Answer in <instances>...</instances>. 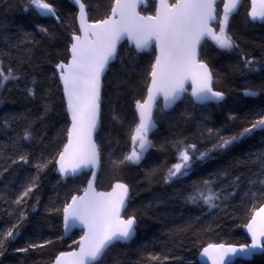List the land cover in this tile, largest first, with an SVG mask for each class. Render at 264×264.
<instances>
[{"label": "trees", "instance_id": "trees-1", "mask_svg": "<svg viewBox=\"0 0 264 264\" xmlns=\"http://www.w3.org/2000/svg\"><path fill=\"white\" fill-rule=\"evenodd\" d=\"M81 1L94 21L105 18L115 0ZM49 2L56 16L42 17L31 8L26 11L28 0H0V64L5 72L12 68L13 74L20 76L0 87V232L6 233L16 224L21 211L27 214L16 238L5 239L0 248V264H47L58 252L75 248L81 235L73 230L64 237L62 210L72 195L83 190L90 173L82 172L63 182L55 163L69 130L56 65L68 60L70 35L77 32V12L71 0ZM249 6V1L243 0L230 17L228 34L238 45L235 50H220L211 41L200 48V58L213 74L212 87L225 92L224 100L198 105L184 94L167 112L160 111L159 102L154 112L156 126L149 133L155 147L139 164L115 166L112 161L131 150L137 123L134 107L145 96L156 56L154 48L137 53L133 46L120 44L116 60L102 79L100 128L95 135L101 166L96 184L102 190L109 189L115 180L126 183L130 197L124 214L135 215L137 223L131 241L115 243L100 264H200L197 254L210 243L248 242L243 226L264 203V186L249 183L258 179L259 164L250 161L264 152V131L223 152H213L206 161H195L187 176L169 183L164 177L179 162L173 146L177 141L196 144L199 151H205L217 142L209 137V128L230 136L249 126L257 114L264 115V21H252ZM141 10L152 14L154 1L147 0ZM221 13L218 5V15ZM41 27L47 32L40 31ZM243 57L254 59L259 70L246 77L234 71L242 67ZM29 87L34 90L32 96L27 93ZM246 88L258 95L244 96ZM25 127L32 133L31 140L21 138ZM20 154H28L30 162L12 164ZM41 157L52 163L39 173L37 187L26 202L16 205L13 201L37 175L34 165ZM236 177L240 179L233 186ZM208 178L222 196L217 201L219 207L188 203L193 185ZM49 240L52 243L44 247L17 251ZM231 264H264V253Z\"/></svg>", "mask_w": 264, "mask_h": 264}, {"label": "snow or ice", "instance_id": "snow-or-ice-1", "mask_svg": "<svg viewBox=\"0 0 264 264\" xmlns=\"http://www.w3.org/2000/svg\"><path fill=\"white\" fill-rule=\"evenodd\" d=\"M73 2L79 5L81 19H83L85 5L81 0H73ZM218 3H223V15L219 18L216 12ZM241 3L242 0H178L170 8L167 4H163L162 10L158 11L155 17H142L135 13V3L129 0H123V2L116 0L112 14L113 17L118 15L119 19H105L89 25L92 31L90 34L85 32L83 40L80 36L73 34V43L70 48L71 61L68 64L61 62L56 65L72 116V127L68 131L69 141L64 146V151L59 154L57 161L60 175L62 177L76 175L82 169H88L92 171L93 177L96 176L95 169L99 165L100 152L97 144L92 140V133L97 128L100 113L101 76L107 70L109 63L117 58V45L122 38L127 37L129 41H134L137 53L150 50L154 42L160 54L151 65V85L148 88L147 98L143 102L136 101L139 123L131 135L133 147L122 159L112 161L113 165L139 164L148 150L155 147L149 138V133L156 126L153 108L161 96L163 97L161 112L175 105L186 91L184 81L189 77L192 82L191 96L194 103L206 105L208 102L219 104L223 101L225 93L213 90V74L208 65L196 59L197 47L202 40L210 38L220 50H235L238 45L228 34V25L230 17L238 11ZM251 5L248 17L252 21H264V0H259V11H257V0H251ZM29 8L36 10L42 17L56 16V10L49 0H28V7L25 10ZM211 21L218 23V32H213L209 27ZM40 31L47 32V29L41 27ZM255 64L254 59L243 57L242 67H237L234 71L246 77V74L259 70L254 66ZM19 79L20 76L14 75L12 68L5 72L0 64V87H4L6 81ZM27 93L30 96L34 95L33 88H27ZM243 95L256 97L258 92L246 88ZM257 117L250 121L249 126L230 136H223L219 130L214 132L209 128V137L216 138L217 142L205 151H199L196 144L177 141L173 146L177 150L179 162L168 169L164 177L165 183L187 176L195 161H206L213 152H223L258 131H264V115L257 114ZM229 119L234 117L229 116ZM21 138L25 141L32 139V133L28 127L24 128ZM197 152L199 155H196ZM255 156V160L250 162L259 164V171L255 174L258 179L249 183L264 186V152L257 153ZM66 160H71L72 163L66 164ZM11 162L12 164H28L30 161L28 154H20ZM50 163L52 161H44L42 157L37 160L34 165L37 175L23 187L13 203L22 205L26 202V198L37 187L39 173ZM239 179L240 177L234 179L233 186L239 182ZM92 185L93 181L89 180L85 195L79 197L73 195L71 202L63 207L65 233H69L71 229L78 226H82L86 231L79 241V253H60L56 264H63L62 258L65 256L75 257L74 264H100L115 243L128 241L135 235L136 216H129L127 219L121 216V210L126 206L129 187L118 183L114 186L113 193L105 194L94 193ZM117 190L119 195L113 198ZM255 195L253 193V196ZM221 199V194L214 189V181L208 178L193 185L187 202L203 203L209 209H213L219 207L217 201ZM55 211L59 213L61 209L57 208ZM259 213H264V207L259 209L257 215ZM26 217L27 214L21 211L17 223L13 224L6 233L0 232V248L3 247L5 239L16 238L19 227L26 221ZM254 224L255 216L252 223L247 226L248 232L251 233V244H244L239 248L209 244L200 255L212 259L213 264H216V259L212 256L214 252L219 254L222 262L225 256L230 254L250 259L256 252L264 253V226L256 228ZM50 243L52 241L49 240L42 244H29L28 248H20L17 251L26 252L30 248L44 247ZM151 259L158 258L151 257ZM192 264H195V261Z\"/></svg>", "mask_w": 264, "mask_h": 264}, {"label": "water", "instance_id": "water-1", "mask_svg": "<svg viewBox=\"0 0 264 264\" xmlns=\"http://www.w3.org/2000/svg\"><path fill=\"white\" fill-rule=\"evenodd\" d=\"M72 1V3H73V5L75 6V9H76V12H77V14H76V24H77V32H74V33H72L70 36H71V43H70V45H69V47L71 48V44L73 43V40H72V36H73V34H75V35H78V36H80L81 37V39L83 40L84 39V37H85V32H87V33H91V31H92V29L91 28H89L88 26L89 25H93V24H96L98 21H102V20H105V19H111V18H116V19H119V16L117 15L116 17H113V14H112V8L113 7H115L116 6V0L114 1V3H113V5H112V7H111V9H110V13L105 17V18H103V19H97V20H94V21H92V20H90L89 19V15H88V12H87V8H86V5H85V3L83 2V1H81L84 5H85V12H84V17H83V19H81V14H80V8H79V5H77V4H75L74 2H73V0H71ZM154 1V12L152 13V14H150V13H143L142 12V10H141V8H144V7H146L147 6V0H129V2H132V3H135L136 4V8L134 9V11H135V13H137L139 16H142V17H148V16H152V17H155L156 16V14H157V12L158 11H160V10H162V5L163 4H167L168 6H169V8L172 6V5H174V4H176L177 2H178V0H175L173 3H171L169 0H153ZM243 1V0H242ZM249 1V9H248V12L251 10V8H252V5H251V0H248ZM122 2H123V0H122ZM218 5L220 6V10L223 12V3H218L217 4V6H216V12H217V15H218ZM241 6V5H240ZM240 6H239V8H240ZM260 10V6H259V0H257V11H259ZM257 22H263L262 20H256ZM216 25H217V22L216 21H211L210 23H209V27L213 30V32H218V29H216ZM89 38H91L90 37V35H89ZM205 41H211V42H213L210 38H205L204 40H202L201 41V44L197 47V57H196V59H197V61H199V62H203V63H205V61L204 60H202L201 58H200V48H201V46H202V44L205 42ZM122 43H127V45H131V46H133V48L135 49V43H134V41H129L128 39H127V37H125V38H122L119 42H118V45H117V52H118V50H119V47H120V44H122ZM214 43V42H213ZM70 48H69V55H68V60L67 61H62L63 63H65V64H68L70 61H71V58H72V56H71V51H70ZM152 48H154V51H155V55L157 56V55H159L160 53H159V50L156 48V46H155V43L153 42V44H152V46H151V48H150V50L152 49ZM136 50V49H135ZM149 51V50H148ZM156 56H155V58H156ZM116 59H114V60H112L110 63H109V65L111 64V63H113L114 61H115ZM154 63H155V59H154ZM108 65V66H109ZM208 65V64H207ZM108 66H107V70H108ZM208 67H209V65H208ZM57 70V69H56ZM107 70L104 72V74L101 76V90H102V86H103V77H104V75H105V73L107 72ZM209 70H210V68H209ZM58 71V70H57ZM194 71V70H193ZM58 73H59V71H58ZM149 78H150V81H149V83H148V85H147V88H146V93H145V96H144V98L142 99V100H140L141 102H143L146 98H147V96H148V88H149V86L151 85V76L149 75ZM58 79H59V82H60V84H61V87H62V94L64 95V103H65V105H66V113H67V116L69 117V129L72 127V116H71V112H70V110L68 109V102H67V97H66V95H65V92H64V85H63V82L61 81V79H60V74H58ZM213 81V80H212ZM184 87H185V89H186V91L183 93V95L184 94H188V96L191 98V100H193L192 99V96H191V91H192V82H191V78L189 77V79H187V80H185L184 81ZM213 90L214 91H217V90H215L214 89V87H213ZM183 95H182V97H183ZM101 96H102V92H101ZM180 101V99L175 103V105L176 104H178V102ZM160 102V104H161V107H162V105H163V97L161 96V97H159L158 98V102L156 103V106H157V104ZM213 103V102H212ZM175 105H173L171 108H173ZM198 105H201V104H198ZM156 106L153 108V119H154V112H155V109H156ZM171 108H169V109H166L165 110V112H167L168 110H170ZM134 109H135V113H136V115H137V123H136V125L139 123V113H138V111H137V107H136V104H135V107H134ZM100 111H101V103H100ZM100 117H101V115H100V113H99V118H98V124H97V128H96V130L95 131H93V133H92V140L96 143V138H95V135L97 134V132L99 131V128H100ZM69 131V130H68ZM68 141H69V138H68V133H67V136H66V141H65V144H64V146L66 145V144H68ZM97 144V143H96ZM64 146L62 147V149H61V152L62 151H64ZM60 152V153H61ZM59 153V154H60ZM59 160V155L57 156V158H56V161H55V163H56V172L60 175V173H59V171H58V169H59V164L57 163V161ZM65 163L66 164H71L72 163V161L71 160H66L65 161ZM100 166H101V161H99V165H98V167L95 169V171H96V176L95 177H93V175H92V171H89L88 169H82L78 174H76V175H69V176H61L60 175V178H61V180L64 182V181H66L67 180V178H70V177H75V176H78L79 174H81L82 172H87V173H90V175H89V178H88V181L86 182V186L83 188V190L81 191V192H79V194H74L75 196H84L85 195V192H86V190L88 189V182H89V180H92L93 181V185H92V188H93V192L94 193H105V194H108V193H113V190H114V186L116 185V184H118V183H120V184H125V185H127L126 183H122V182H120V181H117V180H115V181H113V184L110 186V188L109 189H98L97 188V184H96V182H97V177H98V172H99V169H100ZM1 178V177H0ZM128 186V185H127ZM119 195V191L117 190L116 191V193H115V196L113 197V198H115L116 196H118ZM73 196V195H72ZM72 196H71V198H72ZM129 197H130V189H129V195H128V197L126 198V205H127V202H128V199H129ZM71 198L68 200V203H70L71 202ZM126 207L127 206H125V208L124 209H122L121 210V216H122V218H124V219H127L129 216H125V210H126ZM261 207H264V203L262 204V205H260L259 207H257L254 211H253V213H252V216H251V218L245 223V225L243 226V232L245 233V235H247V238H248V242H246V243H242V244H223V243H219V244H214V245H223L225 248H229V247H237V248H239L241 245H244V244H251V233H249L248 232V225L250 224V223H252V221H253V217L255 216V224L253 225L254 227H256V228H259V227H262V226H264V213H259L258 215H257V213L259 212V209L261 208ZM62 220H63V223H62V232H63V234H64V237H68L72 232H73V230H77V231H81V235L79 236V238H78V245L75 247V248H72V249H70V250H64V251H60V252H58V254H57V256L51 261V262H49V263H47V264H56V260H57V257H59L60 256V253H79V250H80V244H79V241H80V238L85 234V231H86V229H83V227L82 226H78V227H75V228H73V229H71V231L69 232V233H65V230H64V219H63V215H62ZM135 234H136V231H135ZM135 236V235H134ZM133 236V237H134ZM132 237V238H133ZM131 241V239L130 240H128V241H122L121 243H127V242H130ZM211 244V243H210ZM209 245V244H208ZM208 245H206V246H204V247H202L201 248V250H200V252L197 254V260L199 261V263L200 264H213V261H212V259H209L208 257H206V256H201L200 254L203 252V249L204 248H206V247H208ZM260 254H262L261 252H256V253H254L253 255H252V257L250 258V259H246V258H242V257H239V256H233V255H228V256H225V259H224V261L222 262V261H220V259H219V254L218 253H212V256L216 259V264H231L234 260H236V259H240V260H246V261H250V260H252L253 259V257H254V255H260ZM62 261H63V264H74V261H75V257H73V256H65V257H63L62 258Z\"/></svg>", "mask_w": 264, "mask_h": 264}, {"label": "rangeland", "instance_id": "rangeland-1", "mask_svg": "<svg viewBox=\"0 0 264 264\" xmlns=\"http://www.w3.org/2000/svg\"><path fill=\"white\" fill-rule=\"evenodd\" d=\"M223 15V12L221 13V14H219L217 17L219 18V17H221ZM216 29H218V31H219V25H218V23H217V25H216ZM132 147H133V145H131V149H132ZM131 151V150H130Z\"/></svg>", "mask_w": 264, "mask_h": 264}, {"label": "bare ground", "instance_id": "bare-ground-1", "mask_svg": "<svg viewBox=\"0 0 264 264\" xmlns=\"http://www.w3.org/2000/svg\"><path fill=\"white\" fill-rule=\"evenodd\" d=\"M216 90V89H215ZM218 91V90H217ZM225 93V92H224Z\"/></svg>", "mask_w": 264, "mask_h": 264}]
</instances>
